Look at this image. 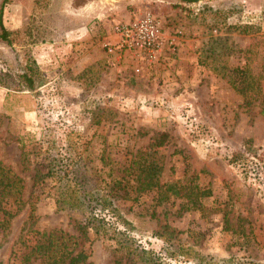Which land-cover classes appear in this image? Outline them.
<instances>
[{
	"label": "rangeland",
	"instance_id": "374dc122",
	"mask_svg": "<svg viewBox=\"0 0 264 264\" xmlns=\"http://www.w3.org/2000/svg\"><path fill=\"white\" fill-rule=\"evenodd\" d=\"M142 11L173 41L149 67L111 34ZM1 21L0 165L29 203L0 230V264H20L36 232L76 223L90 264H264V0H7ZM240 67L259 78L249 106L227 83ZM139 155L160 185L209 190L200 211L136 191Z\"/></svg>",
	"mask_w": 264,
	"mask_h": 264
},
{
	"label": "trees",
	"instance_id": "16d2710c",
	"mask_svg": "<svg viewBox=\"0 0 264 264\" xmlns=\"http://www.w3.org/2000/svg\"><path fill=\"white\" fill-rule=\"evenodd\" d=\"M7 0H0V40L7 42L8 32L4 29L1 21L2 9ZM250 27L241 26L239 31L246 33ZM264 58V48H263ZM233 78L227 81L228 85L241 97V100L245 106H249L252 101L260 99V84L258 76H251L247 74L244 68H234L231 70ZM30 88V82H28ZM260 114L264 116V107L261 108ZM163 137L162 135L160 136ZM162 146V141L151 144V147L159 148ZM140 156V155H139ZM129 170L135 171L136 175L133 180L134 189L138 192H147L153 189H157L158 201L162 202L167 200L169 196L180 197L183 199V207L185 210H197L201 209V199L209 197L210 192L207 189H202L197 185H193L188 191L184 185L176 183L160 185L157 180V174L160 168L156 167L153 161H148L146 155L140 156L138 160H135L129 166ZM116 184V183H115ZM119 184V183H118ZM22 181L21 179L9 171L7 168L0 165V230H4L10 219H12L17 212L24 205H28L29 202L21 200L22 193ZM67 190V189H66ZM185 191L184 193H179ZM62 194V193H61ZM161 196V199L159 198ZM10 199L15 206L14 213L6 211L1 207L2 202ZM72 204L69 206H82L83 199L78 197L73 198ZM56 204L63 205L69 204L65 200L57 198ZM35 219L34 208L29 205V213L27 221L29 225H32ZM224 229H227L228 222L226 217H223ZM75 234H68L64 231L53 229L47 232L35 233V240L32 244L25 245L23 247L21 263L20 264H90L88 262V253L85 245L88 242L87 238V226L86 224L76 223L74 225ZM123 246H122V245ZM119 246L130 253H133L131 245H125L122 241H119ZM135 250V249H134ZM145 252H141L143 255ZM120 260L115 259L114 264H119Z\"/></svg>",
	"mask_w": 264,
	"mask_h": 264
},
{
	"label": "built area",
	"instance_id": "2783aa9c",
	"mask_svg": "<svg viewBox=\"0 0 264 264\" xmlns=\"http://www.w3.org/2000/svg\"><path fill=\"white\" fill-rule=\"evenodd\" d=\"M179 34V32H176ZM113 49L128 55L136 66H154L165 60L164 51L173 41L163 34L160 20L149 11L136 13L125 22L111 26ZM107 51L112 53V48ZM138 72V67H135Z\"/></svg>",
	"mask_w": 264,
	"mask_h": 264
}]
</instances>
